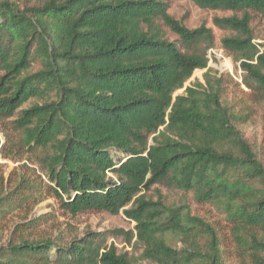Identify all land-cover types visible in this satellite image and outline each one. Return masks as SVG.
I'll use <instances>...</instances> for the list:
<instances>
[{"label": "trees", "instance_id": "obj_1", "mask_svg": "<svg viewBox=\"0 0 264 264\" xmlns=\"http://www.w3.org/2000/svg\"><path fill=\"white\" fill-rule=\"evenodd\" d=\"M190 1L232 12L212 23L232 32L220 44L250 103L229 101V77L207 67L211 28H188L170 0H0V156L39 171L0 167V264H230L218 229L148 196L156 185L214 206L236 264H264V162L242 129L252 104L264 108V43L250 25L264 0ZM197 69L203 82L184 86ZM44 197L71 215L121 213L133 229L64 242L36 219L7 228ZM109 233L141 252H119Z\"/></svg>", "mask_w": 264, "mask_h": 264}, {"label": "rangeland", "instance_id": "obj_2", "mask_svg": "<svg viewBox=\"0 0 264 264\" xmlns=\"http://www.w3.org/2000/svg\"><path fill=\"white\" fill-rule=\"evenodd\" d=\"M168 11L177 19L183 18V22L188 28L198 27L201 23H205L207 27L211 28L215 39L214 44L206 49V56L208 57L207 67L212 69L215 74L229 77L227 89L230 102L237 106H241L244 101L250 103V99L247 96L248 90L241 84L242 71L238 62L220 44V38L230 35L232 32L219 29L212 23L214 16H229L232 12L203 9L190 0H170ZM250 14L253 15L250 25L253 30L254 41L256 43H264V19L259 14L253 12ZM237 15L239 16L241 13L238 12ZM170 38H173V36L170 35ZM205 71L206 69L195 70L184 86L189 85L190 82L197 79L203 82L202 74ZM235 83L239 84V86ZM240 89H243L245 92L240 91ZM182 90H178L176 94ZM251 107L250 119L242 125V129L245 137L258 149L259 156L264 162V108L254 104ZM3 141L4 137L0 129V143ZM0 167L5 177H8L13 170H16L19 174H24L25 172L30 173L32 169H35L36 173H39L36 166L26 158L14 162L12 160L2 159L0 156ZM157 192L161 194L165 203L172 205L185 204L191 209L193 214H197L211 222L218 229L219 234L225 238L226 244H228L231 255L228 256L227 261L230 264H236L234 246L229 244L230 236L228 225L224 216L214 206L197 203L189 192L168 189L159 185H156L147 195L156 199ZM29 210L27 213L23 211L11 215L10 218L12 219L8 220L7 228L11 227L16 221L36 219L35 224L42 236L57 238V240L63 239L64 242H67L74 237L79 238L83 236L88 231L112 232L117 228L131 230L134 225L133 222L127 220L121 213L113 215L105 211L93 210L71 215L52 197H44L32 205ZM107 242L108 244L113 243L119 252H127L129 256H138L141 252L140 248L137 247L135 249L131 245H128L125 237L121 234L114 235L109 233L107 235Z\"/></svg>", "mask_w": 264, "mask_h": 264}]
</instances>
